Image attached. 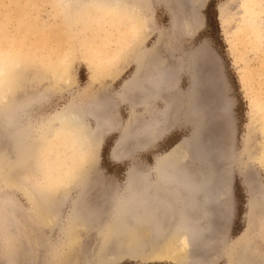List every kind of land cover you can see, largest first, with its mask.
<instances>
[{"label": "rangeland", "instance_id": "374dc122", "mask_svg": "<svg viewBox=\"0 0 264 264\" xmlns=\"http://www.w3.org/2000/svg\"><path fill=\"white\" fill-rule=\"evenodd\" d=\"M260 3L95 0L80 7L75 0H0V57L9 72L20 67L0 78V94L15 104L17 131L30 133L36 152L31 165L14 168L8 151H0V264H264V138L256 114L264 108V33L254 47L241 30L250 17L264 32ZM65 65L68 85L57 77ZM160 68L171 74L168 88L144 102L131 78ZM188 71L199 86L192 106ZM75 107L94 132L92 152H82L76 131L58 129V114ZM156 121L165 130L150 143L141 125ZM193 134L206 152L212 149L213 178L229 184V197L201 221L209 219L212 236L202 232L190 249L161 244L132 252L100 245V236L71 221L77 184H93L81 196L86 202L108 201L104 216L130 172L155 181L157 158ZM0 146L8 150L7 142ZM191 166L195 174L207 170L196 160ZM114 255L124 256L109 259Z\"/></svg>", "mask_w": 264, "mask_h": 264}, {"label": "bare ground", "instance_id": "6f19581e", "mask_svg": "<svg viewBox=\"0 0 264 264\" xmlns=\"http://www.w3.org/2000/svg\"><path fill=\"white\" fill-rule=\"evenodd\" d=\"M94 1L95 0H75V3L77 6L82 7L83 5H87L90 2L94 3ZM111 1L115 4H121L123 2V0ZM139 2L140 1H138L136 4L138 5V11L142 8L138 4ZM260 2V4H262L261 9L255 10H257V12L258 10L260 12H264V0H260ZM134 4L132 2L133 6ZM247 13H249L248 15H251L252 13H255V11L253 9H249ZM246 29L248 30V37L250 36L252 38L250 45L255 47V43L258 42V39L260 40L264 32L261 31L260 28L258 29L257 25L255 26L254 21L250 19V17L244 20V26L241 28V30ZM141 57L143 56L141 55ZM262 64L264 65V62ZM18 66L19 65L17 63V68L12 69L9 72L6 63L0 57V78L6 79L9 77L8 75H10L12 71L15 72V74H18V68H20ZM68 66L70 65H65L61 68L59 66L60 69L57 73L58 80L62 81L64 85L69 84L68 73L70 71L68 72ZM107 69H109V67ZM167 73L169 74V72ZM167 73L164 68L163 70L160 68L159 70L149 72L148 74L143 73L144 75L140 73L139 70L131 78V84L133 87L138 88V90L141 91L144 102L151 96L159 98L162 94L161 92H163V89L168 88L166 85L171 74L167 75ZM188 73L190 75L189 77L191 80V85L189 86L186 94V101L192 106V104L194 102L196 103L197 101L196 89L199 86H196L198 82H196L197 80L195 79L194 73L191 71H188ZM204 77L205 76H203L202 81L206 83V78ZM243 77L246 79L245 74H243ZM214 78L213 83L215 80H221V78L218 77ZM17 81L18 80L16 79V82H14L18 83ZM202 81L199 83L201 86ZM213 86L214 85H212V90L215 88V86ZM221 86L219 87L220 89ZM217 88H215V90ZM8 90L6 92H8ZM212 93L213 92L210 94L212 95ZM5 96L0 94V141L7 142L8 150L1 149L0 151L5 152V154L8 151V162L10 166L14 168L25 167L28 165L30 160H33L31 158L34 156L33 154H36V152L33 150V144L29 142L30 133L28 131L21 133L17 131L16 116L18 109H16L15 104L11 102L12 100L7 101ZM222 102V100L219 102L218 108L223 106ZM74 109L77 108L75 107ZM256 114L261 121V133L264 138V108L259 107L256 111ZM85 116V113L81 110L67 108L65 112L58 114V117L56 118L58 129L62 128L63 130L67 131H71L72 129L73 132L76 131L75 142L81 145L83 153L92 152L96 148L93 145L94 141L92 139V137L94 138V132L92 129L90 130L86 128ZM141 126H143L141 135H143L144 140L149 141L150 143L156 140V138L160 136V134H162L165 130V127L163 128L162 122L160 123L157 121L152 124H143ZM73 132H71V134ZM147 133L149 134L147 135ZM211 151L212 149L209 152H206V150L203 149L201 136L195 137V134H193L191 140L184 139L169 152L157 158L156 163L152 168L155 175V181H150L146 175L136 179V176L133 177V173L130 172L122 195L120 198L115 200L112 207L110 205V211H107V213L110 214L106 213L104 216L100 213V211L106 208L107 205L105 204H107L108 201L104 200V197L100 198L99 200L97 199L98 197H95L97 199L96 201L94 198L96 202L93 200H91V202H86L84 199H82L81 196L84 195V192L88 191V188L93 187V184L84 183L82 181L77 184L80 191L73 203V208L71 210L72 217L69 215L71 221L74 220L73 222L77 224V226L81 227V229L85 231L86 235L100 236V245L104 244L106 247L107 245H110V248H114L115 246V248L117 247L120 250H130L133 252L136 250L144 251V249H154L161 244H165V246H181L185 249H190L193 246L196 247V242L202 232L205 233L206 231H209L210 234L213 232V230L210 232V224H205L210 219L209 216L213 215V213L210 215L211 213L209 212L215 210L214 205L216 202H223L225 198L229 197L228 182L225 179L222 180V177H220L221 175L218 176V178L220 177L219 180L213 178L214 176L212 169L214 168L211 167V162L208 159V156L211 155ZM217 153H219V151H217ZM220 153L222 154L221 151ZM112 158L114 160L118 159L113 153ZM192 160H196L199 163V166L203 165V167H206L207 170H200L199 167V173L196 172L195 174V170L191 166ZM30 163L31 162H29V164ZM69 184V182H66L65 187H68ZM96 194L99 196L98 193ZM78 198L81 200L79 201ZM87 203L90 204L88 205ZM98 205L101 207L97 209L96 206ZM78 206H80L81 210L76 211L78 210ZM103 211L105 212L106 210ZM76 214H80V216L78 217ZM208 217L209 219L205 223L201 222ZM246 234L247 233L244 232L240 237L242 242L248 241ZM209 238L210 237L208 236V239ZM123 256L124 255H114L113 258L110 257L109 259H120Z\"/></svg>", "mask_w": 264, "mask_h": 264}, {"label": "water", "instance_id": "95a60500", "mask_svg": "<svg viewBox=\"0 0 264 264\" xmlns=\"http://www.w3.org/2000/svg\"><path fill=\"white\" fill-rule=\"evenodd\" d=\"M180 142V141H179Z\"/></svg>", "mask_w": 264, "mask_h": 264}]
</instances>
